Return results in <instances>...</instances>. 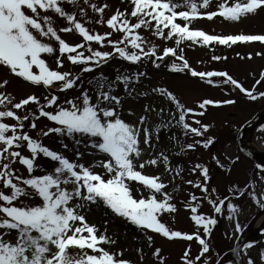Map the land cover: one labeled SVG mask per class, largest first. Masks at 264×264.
Segmentation results:
<instances>
[{
  "label": "snow or ice",
  "instance_id": "1",
  "mask_svg": "<svg viewBox=\"0 0 264 264\" xmlns=\"http://www.w3.org/2000/svg\"><path fill=\"white\" fill-rule=\"evenodd\" d=\"M66 4L71 10L66 9ZM210 8L211 0H128L123 10L114 11L106 0H0V264H133L122 250L106 248L104 245H115L116 240L107 234V228L100 231L83 214L84 209L90 211L92 205L101 204L144 233L149 246L153 241L149 231L169 240H195L198 254L190 255L189 243L181 256L182 264H211V257L206 254L210 253L217 217L224 216L225 208L234 228L231 236L244 231L239 220L241 205L233 203L231 197L247 194L264 209V189H256L257 182L264 184V161L255 165L258 181L254 179L243 187L230 186L229 195L223 198L208 186L209 168L196 164L191 171L199 170L203 180L184 183L199 189L201 195L189 192L183 207L190 211L197 230L191 233L174 230L161 222L160 217L178 211L177 203L173 202L178 186L169 190L171 180L144 171L162 165L164 173L175 171L179 175L181 169L171 167L164 151H153L160 140V131L179 126L185 137L189 134L194 138L205 137L210 125L196 117H202L209 105H231L236 103L234 99H204L198 103V111L186 107L164 87L137 92L136 85L147 77L146 72L118 73L111 79L100 72L87 81L90 88L84 86L82 79L83 74L114 59L141 66L150 62L156 69L163 64L170 71L187 72L209 84L215 83V77H222L224 83L244 93L249 100L264 103V90H257L255 85L245 88L227 72L196 70L180 47L184 41L228 47L238 42L264 44V34L217 35L190 27L204 18L240 21L264 12V0H220L214 9ZM54 17L65 20L67 26H57ZM93 20L109 30L103 33L90 30L86 24ZM72 31L82 37L81 42L70 44L60 35ZM114 34L118 35L113 39ZM149 37L174 40L175 47H160ZM94 44L98 47H93ZM108 47L111 50H103ZM44 54L54 58V68ZM251 57L252 53H248V58ZM65 59L78 66L79 71H61ZM211 59L218 61L224 57L213 55ZM9 76L42 86L47 95L17 98L7 88ZM259 77L256 85L264 80V71ZM120 87L128 96L156 94L170 102L173 109L160 107L157 112L155 107L144 104V114L136 120L125 119L122 98L116 94ZM154 112L161 122L150 128L146 122ZM165 112L169 113L167 122L162 115ZM190 113L192 123L186 119ZM127 115L136 116L131 109ZM41 118L52 125L46 130L38 129L37 121ZM29 130H37L35 136ZM51 134L60 138L61 148L72 153L71 157L39 139ZM172 140L177 138L173 136ZM213 140L211 136L194 139L182 144L180 151L195 150L200 145L208 148ZM81 147L89 151L85 153ZM86 154L92 157L90 162L84 159ZM41 155L54 163L51 170L38 163ZM213 158L219 167H224L219 159ZM17 164L24 166L26 176L18 174ZM201 201H206L216 215L201 213ZM138 251L142 253V249ZM160 251L155 248L153 256L164 264ZM247 264H264V251L259 252L258 260L247 259Z\"/></svg>",
  "mask_w": 264,
  "mask_h": 264
},
{
  "label": "rangeland",
  "instance_id": "2",
  "mask_svg": "<svg viewBox=\"0 0 264 264\" xmlns=\"http://www.w3.org/2000/svg\"><path fill=\"white\" fill-rule=\"evenodd\" d=\"M101 2V0H97ZM112 6L114 11L116 8H123L128 4V0H106ZM220 3V0H211L212 10L215 6ZM66 9L71 10L70 5H65ZM107 12V10H106ZM54 23L59 27L67 26V23L62 18L54 17ZM86 26L90 30L99 31L103 33L108 31L106 25H98L93 21H89ZM190 27L201 29L208 34H264V12L259 14L250 15L249 17L242 18L237 22L224 21L222 18H214L208 20L206 18L195 21ZM63 39L70 44L79 43L82 40L77 33L74 31L60 33ZM118 34L113 35V39ZM147 35V34H146ZM153 43H156L160 47L172 46L175 47L174 40L162 41L155 37H149ZM98 47V45H93ZM180 47L184 48L185 58L189 61L191 67L198 71H223L227 72L238 82H241L245 88H255L257 90H264V80L261 84L256 85V79H259V73L264 71V44L260 42H241L232 45L231 47L215 44L212 49H209L200 44L193 45L190 41H184ZM103 50H111L110 47ZM218 51V52H216ZM257 52L262 53L256 55ZM248 53H252V57L248 58ZM239 54V55H238ZM213 55L224 57L221 60H212ZM44 58L48 61L49 65L55 67L54 58L44 54ZM169 58H166L168 61ZM118 69L122 73H133L136 71H142L147 73L146 78H141L139 85H136L137 92L139 91H150L152 87H164L171 91L186 107L194 108L199 111L197 105L204 99L213 100H224L234 99L236 103L231 105H220L207 106L204 115L197 116V119L201 120V123L210 125L209 132L205 137H192L189 134L187 137L183 135V129L179 126H173L170 130H161L159 133L160 140L153 150L158 153L164 151L169 156L170 165L173 169L177 166L181 169L179 175H176L175 171L171 173H164L162 165L159 167H147L144 171L147 174H160L162 179L172 182L169 184V190L174 186H178V191L174 193L175 200L177 203L178 211L174 214H163L160 219L161 222L174 230H181L184 232L191 233L197 230L194 222L190 219V211L183 207V203L188 199V193L194 192L198 196L201 195L199 189L192 188L191 185L184 183L187 180H203L200 175V171L193 173L191 169L196 164H201L209 168L210 179L208 181L209 188H215L217 194L223 198L229 195V188L233 185H239L240 187L245 186L252 180L258 177L255 172V165L244 156L240 155L236 147V133L238 129L256 113L264 110V103L260 101L253 102L249 100L244 93L240 92L235 87L228 85L223 82L224 78L215 77V83L209 84L207 80H198L192 77L189 73L183 72L181 76H173L172 72L162 64L159 69L152 66L150 62L141 65H133L120 59H114L109 64L104 65L102 68L97 69L91 73L83 74L82 79L84 80L85 87H91L87 81L97 76L100 72L108 74L111 78L115 77V71ZM35 70V69H34ZM61 71H79V67L72 65L66 59L64 61V67ZM10 84L7 86L8 90L17 98L25 97L29 94H36L41 98L47 95V90L42 86H34L29 82L23 81L22 79L9 76ZM116 94L120 95L124 104V118L128 120H136V118L144 114V104H149L155 107L157 112L160 107L166 109H173L170 102L164 98L156 96V94L150 93L148 97H140L136 93L132 96H128L122 89V87L116 90ZM63 95V94H61ZM31 107V106H29ZM128 109H131L136 116L129 117L127 115ZM163 115L164 122H167L169 113L165 112ZM151 117L147 122L146 126L154 128L155 124L161 122V118L156 113H150ZM189 123H192V114L190 113L186 118ZM27 123V122H26ZM38 129L51 126L52 122L41 118L37 121ZM193 126H197L193 124ZM37 129V130H38ZM37 130H29L30 134L35 136ZM250 137H253L255 142L259 145L264 146V123L253 127L248 132ZM175 136L177 140H172ZM207 136L214 137L213 143L208 148H204L202 145L198 146L195 150L185 149L180 151V146L185 143L193 142L194 139H206ZM39 139L46 145L51 147L53 150H59L65 154L72 156V153L66 152L60 146V138L55 134H51L49 137H39ZM178 141V142H177ZM67 142V141H65ZM81 151L87 153V149L80 148ZM25 154L27 152L25 151ZM173 156V158H172ZM220 160L223 168L216 164V160ZM239 157V160L236 159ZM147 158V157H145ZM86 161H91L92 157L85 155ZM38 163L41 167L49 170L54 166L47 167V161L42 155L38 158ZM18 174L27 175L24 166L19 164L16 165ZM135 185V182H133ZM257 191L264 189V184L257 182ZM232 202L241 205L239 220L244 227L253 213L259 209V207L251 200L248 195H244L240 198L231 197ZM201 213L206 215L215 216L213 208L206 202L201 201ZM83 214L89 223L97 225L101 228L100 216L96 210L88 209L83 210ZM218 223L214 227L210 238V253L206 256L211 257V264H214L216 259L225 250L232 247L233 240L238 236L232 237L231 234L234 230L232 223L227 219V209L225 208V214L222 217H217ZM115 224L122 225L128 223L122 218L116 217ZM115 224H110L107 228V234L116 240L115 245H104L106 248L114 249L116 251H123L124 257L133 262V264H159L157 258L153 256L155 248H160V256L164 258V264H182L181 256L185 250V247L190 243L191 250L190 255H196L199 251V246L195 241H183V240H169L162 237L160 234L148 232V235H152L153 241L151 246L146 241V236L139 230V238H136L132 233H119V228ZM131 225V224H129ZM132 226V225H131ZM133 227V226H132ZM202 231V230H201ZM227 234V235H226ZM231 237V238H229ZM251 248H245L242 252V258L247 262V259L258 260V254L260 251H264V240L259 243L251 244ZM138 249H142L138 251ZM91 251V250H90ZM143 255V259L140 257Z\"/></svg>",
  "mask_w": 264,
  "mask_h": 264
},
{
  "label": "water",
  "instance_id": "3",
  "mask_svg": "<svg viewBox=\"0 0 264 264\" xmlns=\"http://www.w3.org/2000/svg\"><path fill=\"white\" fill-rule=\"evenodd\" d=\"M175 75H179L178 72L174 73ZM264 122V111L257 114L254 118L247 121L238 131L236 136V145L239 150V152L244 155L245 157L249 158L250 160L260 163L261 161H264V154L263 155H257L255 153H252L249 151L244 143L243 138L246 132L251 129L252 127H255L261 123ZM264 213V209H260L248 222L246 227L244 228V231L240 233L238 236L236 243L234 247L227 252H225L215 264H224V263H231V264H245L240 258V252L242 248L250 243V242H257L264 238V233L260 234H253L252 230L255 225V222L257 219L261 216V214Z\"/></svg>",
  "mask_w": 264,
  "mask_h": 264
},
{
  "label": "trees",
  "instance_id": "4",
  "mask_svg": "<svg viewBox=\"0 0 264 264\" xmlns=\"http://www.w3.org/2000/svg\"><path fill=\"white\" fill-rule=\"evenodd\" d=\"M210 47V46H207ZM118 73H122L120 69L118 71H115V74L117 75ZM108 74L104 73V76L110 78L107 76ZM115 75V76H116ZM47 161V167L52 166L54 163L50 161L49 158H46ZM49 170V168H47ZM91 208L95 209L98 212V215L100 216L101 220V229L100 231H104L105 228H108L110 224H115V221L117 220L116 217L108 210L106 209L102 204L97 206V205H92ZM105 221H107V224H105ZM116 225V224H115ZM119 228V233H132L136 238H139V230L136 229L134 226L132 227L129 225V223H123L122 225H116ZM90 251V250H89Z\"/></svg>",
  "mask_w": 264,
  "mask_h": 264
},
{
  "label": "bare ground",
  "instance_id": "5",
  "mask_svg": "<svg viewBox=\"0 0 264 264\" xmlns=\"http://www.w3.org/2000/svg\"><path fill=\"white\" fill-rule=\"evenodd\" d=\"M243 143L249 151L255 154H264V146L257 144L254 138L249 136L248 132L243 138ZM263 227H264V213H262L261 216L255 222L252 233L253 234L258 233L259 231L263 229ZM241 257H242V254H241Z\"/></svg>",
  "mask_w": 264,
  "mask_h": 264
}]
</instances>
